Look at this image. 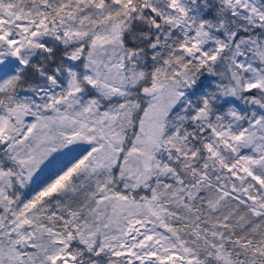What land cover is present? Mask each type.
I'll use <instances>...</instances> for the list:
<instances>
[{"label":"snow or ice","instance_id":"obj_1","mask_svg":"<svg viewBox=\"0 0 264 264\" xmlns=\"http://www.w3.org/2000/svg\"><path fill=\"white\" fill-rule=\"evenodd\" d=\"M0 264H264V0H0Z\"/></svg>","mask_w":264,"mask_h":264}]
</instances>
